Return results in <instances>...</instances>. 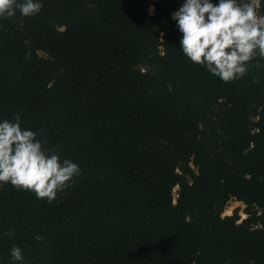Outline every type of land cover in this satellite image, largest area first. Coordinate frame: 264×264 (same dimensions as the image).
I'll list each match as a JSON object with an SVG mask.
<instances>
[{"label": "trees", "instance_id": "1", "mask_svg": "<svg viewBox=\"0 0 264 264\" xmlns=\"http://www.w3.org/2000/svg\"><path fill=\"white\" fill-rule=\"evenodd\" d=\"M40 2L0 19V121L19 113L80 176L52 203L0 186V264L13 246L23 264H264V67L225 83L191 63L185 0Z\"/></svg>", "mask_w": 264, "mask_h": 264}, {"label": "clouds", "instance_id": "2", "mask_svg": "<svg viewBox=\"0 0 264 264\" xmlns=\"http://www.w3.org/2000/svg\"><path fill=\"white\" fill-rule=\"evenodd\" d=\"M260 0H185L171 14L181 34L179 48L194 65L204 67L222 82L244 77L253 61L264 67V15H259ZM43 8L40 0H0V19L32 18ZM152 11V10H150ZM163 35V34H161ZM142 67L141 72L147 73ZM253 83H259L254 79ZM171 84L168 85L171 91ZM38 133L21 127L20 116L0 121V186L10 182L16 190H27L38 200L52 203L58 193L80 176L78 164L61 161L56 149L37 138ZM34 239L42 242L43 237ZM10 257L23 264L22 249L13 246Z\"/></svg>", "mask_w": 264, "mask_h": 264}, {"label": "rangeland", "instance_id": "3", "mask_svg": "<svg viewBox=\"0 0 264 264\" xmlns=\"http://www.w3.org/2000/svg\"><path fill=\"white\" fill-rule=\"evenodd\" d=\"M243 207L244 206L241 203H238V202H236L234 200H231L226 206L224 216L225 215H230L233 209L239 208L240 209L239 214H240L241 218H244V215L242 213Z\"/></svg>", "mask_w": 264, "mask_h": 264}]
</instances>
